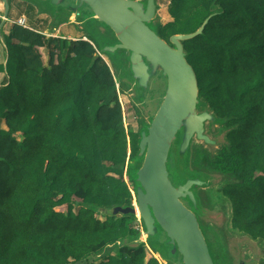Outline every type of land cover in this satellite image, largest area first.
<instances>
[{
  "label": "trees",
  "instance_id": "1",
  "mask_svg": "<svg viewBox=\"0 0 264 264\" xmlns=\"http://www.w3.org/2000/svg\"><path fill=\"white\" fill-rule=\"evenodd\" d=\"M168 1L171 19L154 26L166 41L210 16L201 34L182 42L202 104L228 128L227 147L204 164L233 176L221 189L232 227L264 240V0ZM42 6L54 22L69 14ZM3 42L0 264L78 263L111 245L96 264H161L146 246L166 264H180L159 245L135 242L134 215L104 213L132 205L135 195L132 162L143 128L125 127L116 85L129 71L115 77L97 54L101 46L86 35L47 37L14 22ZM122 51L107 58L119 64Z\"/></svg>",
  "mask_w": 264,
  "mask_h": 264
},
{
  "label": "water",
  "instance_id": "2",
  "mask_svg": "<svg viewBox=\"0 0 264 264\" xmlns=\"http://www.w3.org/2000/svg\"><path fill=\"white\" fill-rule=\"evenodd\" d=\"M0 2L1 27L9 3ZM45 4L54 13L67 10L73 20L80 22L84 20L82 12L91 11V19L109 28L116 38V43L104 44L101 52L114 57L116 51H126L129 74L125 79L133 84L135 98L149 110L153 107L151 103L155 105L150 110L153 114L149 123L140 131L139 151L132 162L137 165L133 177L135 204L116 205L104 213L138 214L143 232L136 236L135 242L148 240L159 245L172 262L215 264L199 226L197 215L203 211L193 191L209 181L199 174H190L187 166L194 137L208 146L220 143L205 133L206 122L218 121L212 109L198 111L204 105L199 97L196 73L186 60L182 43L201 34L210 16L194 32L175 34L166 41L152 25L155 0H45ZM159 83L157 91L154 85ZM173 170L182 181H174ZM237 264H256V261L245 260L240 249Z\"/></svg>",
  "mask_w": 264,
  "mask_h": 264
},
{
  "label": "rangeland",
  "instance_id": "3",
  "mask_svg": "<svg viewBox=\"0 0 264 264\" xmlns=\"http://www.w3.org/2000/svg\"><path fill=\"white\" fill-rule=\"evenodd\" d=\"M168 2V0H155L156 11L152 25L163 24L171 19L167 15ZM8 3L9 10L7 18L0 27L1 65L6 61V48L3 42L5 35L8 34L13 23L17 22L18 18L22 16L26 19V26L41 30L47 37L59 36L61 38L77 39L86 35L95 40L101 47L107 43H116L112 39L114 34L106 30L103 25L91 19L90 15L92 12L87 9L82 12L84 20H81V22L77 19L73 20V17L68 13H65L59 21L54 22L51 13L42 6L44 4L46 7L45 0H8ZM48 8L51 11V7ZM2 20L3 5L0 2V24ZM40 50L43 61L47 63V50L45 48H40ZM97 54L101 55L109 63L115 77L120 78V76L124 75V71H129L128 53L126 51L120 52L121 59L119 64H112L107 58V55L101 51H97ZM116 85L118 99L123 108L125 127L137 132L149 123L150 116L153 114L150 110L155 105L151 103L152 105L150 106L153 107H150V110L145 107L144 102L135 98L136 92L134 86L133 84L128 86L126 79L122 81L116 79ZM159 86L160 83L154 85V89L158 91ZM157 97L158 94L155 95V104L158 102L156 101ZM206 108L211 109L207 104H204L198 111ZM0 126L4 127L3 121L0 122ZM227 129L221 122H206L205 133L212 139H219L220 143L216 146H208L195 137L191 141L187 168L190 172L199 174L203 180L209 181L206 186L197 187L193 190L198 198L200 208L203 211L201 215H197V219L215 264H237L240 249L245 260H254L256 264H260L264 260V240L254 239L250 235L233 228L231 225V203L223 195L221 189L223 185L233 180V176L222 173L204 164L205 156L214 159L216 154L227 147ZM125 173L126 166L124 167V177L127 180ZM132 185L133 183L129 182V186L131 187ZM132 204H135V195L133 196ZM58 209L66 211L67 207L66 205H62ZM98 216L103 218L100 213ZM134 216V225L139 230V233H142V221L138 214ZM120 243H124V241L118 242V244ZM113 248L111 245L95 256H90L78 263L70 261L68 264H96L100 261L99 258L101 256L110 252ZM146 249L147 254H154L161 264L167 263L159 254L153 253L148 246H146Z\"/></svg>",
  "mask_w": 264,
  "mask_h": 264
},
{
  "label": "built area",
  "instance_id": "4",
  "mask_svg": "<svg viewBox=\"0 0 264 264\" xmlns=\"http://www.w3.org/2000/svg\"><path fill=\"white\" fill-rule=\"evenodd\" d=\"M16 23L19 24V25H22V26H26V19H25V17L22 16V17L18 18V20H17Z\"/></svg>",
  "mask_w": 264,
  "mask_h": 264
},
{
  "label": "crops",
  "instance_id": "5",
  "mask_svg": "<svg viewBox=\"0 0 264 264\" xmlns=\"http://www.w3.org/2000/svg\"><path fill=\"white\" fill-rule=\"evenodd\" d=\"M167 15H168V18H170L168 13H167ZM167 20H169V19H167ZM4 78H5V73L4 72H0V85L3 84Z\"/></svg>",
  "mask_w": 264,
  "mask_h": 264
}]
</instances>
